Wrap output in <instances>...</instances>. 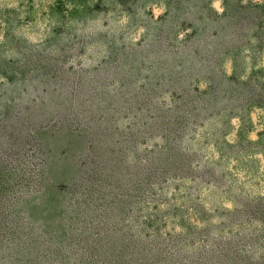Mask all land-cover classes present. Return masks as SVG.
<instances>
[{
    "label": "rangeland",
    "instance_id": "obj_1",
    "mask_svg": "<svg viewBox=\"0 0 264 264\" xmlns=\"http://www.w3.org/2000/svg\"><path fill=\"white\" fill-rule=\"evenodd\" d=\"M0 264H264V0H0Z\"/></svg>",
    "mask_w": 264,
    "mask_h": 264
}]
</instances>
